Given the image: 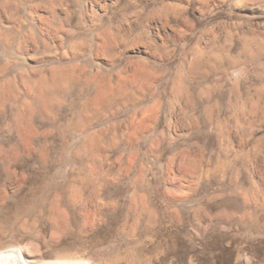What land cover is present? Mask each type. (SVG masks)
<instances>
[{
	"label": "rangeland",
	"instance_id": "obj_1",
	"mask_svg": "<svg viewBox=\"0 0 264 264\" xmlns=\"http://www.w3.org/2000/svg\"><path fill=\"white\" fill-rule=\"evenodd\" d=\"M4 250L264 264V0H0Z\"/></svg>",
	"mask_w": 264,
	"mask_h": 264
},
{
	"label": "bare ground",
	"instance_id": "obj_2",
	"mask_svg": "<svg viewBox=\"0 0 264 264\" xmlns=\"http://www.w3.org/2000/svg\"><path fill=\"white\" fill-rule=\"evenodd\" d=\"M69 76H70V74H69ZM69 80H70V78H69ZM53 81H54V83L56 85L62 84L63 87H65V86H67L70 83V81H72V79L70 81H68L67 76H66L65 73L64 74L63 73H59V75L57 76V78L55 80H53ZM68 86H70V85H68ZM0 264H26V261H25L23 255L20 254L19 251H15V250L14 251L13 250H4V251H0Z\"/></svg>",
	"mask_w": 264,
	"mask_h": 264
}]
</instances>
